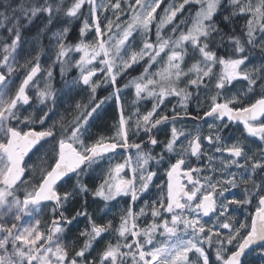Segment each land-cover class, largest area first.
I'll return each mask as SVG.
<instances>
[{"label":"snow or ice","instance_id":"obj_1","mask_svg":"<svg viewBox=\"0 0 264 264\" xmlns=\"http://www.w3.org/2000/svg\"><path fill=\"white\" fill-rule=\"evenodd\" d=\"M0 2V264H264V148L225 134L242 126L264 144V61L251 60L264 54V0ZM218 14L244 24L226 31ZM38 18L45 23L29 48L25 30ZM237 84L246 87L233 91ZM102 86L112 91L98 100ZM123 89L134 92L128 115ZM71 93L75 114L54 119ZM169 98L171 115L161 110ZM109 100L115 131L92 139L89 121ZM143 101L151 107L141 112ZM186 119L197 123L188 129ZM130 133L145 139L130 143ZM118 149L136 151L114 162ZM98 169L89 187L82 178ZM89 196L104 206L89 212ZM123 197L130 203L114 224L110 205ZM77 198L81 207L67 214ZM79 217L87 224L77 242L67 233Z\"/></svg>","mask_w":264,"mask_h":264},{"label":"flooded vegetation","instance_id":"obj_2","mask_svg":"<svg viewBox=\"0 0 264 264\" xmlns=\"http://www.w3.org/2000/svg\"><path fill=\"white\" fill-rule=\"evenodd\" d=\"M187 16H188V13L184 12L183 14H181L177 17V20L185 18ZM216 19H217V22L220 23L221 26L226 31L230 30V28L233 26L237 27V29H239L244 24L243 18L236 20L234 25L224 24L223 21L221 20V17L219 14L217 15ZM251 60L254 64H259V63H261V61H264V54H261L259 51H254L252 53ZM142 67H143V62H141V64H139V65H134L133 69H130L128 74H125L124 76L118 78V84L122 87L123 84L126 83L132 76L139 75V73L142 71ZM154 69H155V67H154ZM245 87H246L245 84H237L235 86V88L233 89V91L241 90ZM111 91H112V89L110 86L109 87H103L102 86L101 88H99L97 90V99L99 100V99H103L106 96H109ZM123 93H124V95L122 96V102L125 104V115H128V114H130V112L135 110V106L132 104V101L134 99V92L132 89H123ZM176 103H177L176 98H169L165 102L166 107L162 106L161 110L168 112V114L171 115V112L169 111V109L171 108V106L173 104H176ZM150 107H151L150 101L141 102V112H143L145 109L150 108ZM189 111L192 112L193 114H195V112H196L195 105H191L189 108ZM202 111H203V108L201 109V112ZM118 118H119V113H118L117 105H116L114 100H109L105 104H103L101 106V116L99 119V123L96 127L97 130H94V133L96 134V138L99 136H106V137L111 136L115 131V127L117 125ZM209 122H211V120H209ZM92 123H96V120L93 121ZM196 123H197V121H193L191 119H186V120L182 121V124L188 129H192ZM177 126L179 127L180 125L178 124ZM205 127H206V125H205ZM169 132H170V126L164 125L156 133L157 138L162 140V141L166 140ZM225 134L229 135L231 138L240 137V138L245 139L246 144L250 148L255 149L257 151V154L259 153V151L262 148H264V144H261V142L257 138L246 137V134H243L242 126H231L229 129L225 130ZM129 139H130V143L141 142L142 140L145 139V136L143 133H141L139 136H134L130 133ZM159 150H160V148L158 147L156 149V151H159ZM128 151H130V154H134L136 150L135 149H119L118 150L119 154L114 157V162H122L123 159L126 157V153ZM106 167H107V162H104L102 164V168H106ZM164 179L165 178L163 177V175L161 173L160 175H158L156 181H154V182H163ZM233 191H235L239 194L241 189H236ZM155 193H156V190L152 189V190H150V193L148 195H146L145 197H142L140 200H138L136 202V204L134 205L135 210H138L143 205V200L147 199L149 195L152 198H155ZM129 203H130L129 197L119 198L118 202H112V205H110V207H112V212L108 218L113 219L114 224L118 223V218H119V215L121 214V210L124 208H127L129 206ZM103 206H101L100 208H102ZM254 210H255L254 204L246 206V207H242L236 211V216L238 219L243 220L248 216L249 213H253ZM145 219L146 218H141V223H144ZM253 258H254V254H253V256L249 257V259H253ZM213 259H214V257H213Z\"/></svg>","mask_w":264,"mask_h":264},{"label":"rangeland","instance_id":"obj_3","mask_svg":"<svg viewBox=\"0 0 264 264\" xmlns=\"http://www.w3.org/2000/svg\"><path fill=\"white\" fill-rule=\"evenodd\" d=\"M165 2L167 3L168 2V0H165ZM4 10V8H3V3L2 2H0V11H3ZM186 13H188V11H185ZM37 20H39L40 21V26H39V28L35 31V33H33V34H29V32H31L30 31V29L32 28V25L34 24H32V25H30L29 27H28V29H26L25 30V37H26V40L29 42L28 43V47L29 48H33L34 46L31 44V42H32V39H33V37H35L37 34H38V32H39V30L43 27V25H44V23H45V21L42 19V18H38ZM34 22H36V21H34ZM41 27V28H40ZM155 30V29H154ZM0 34H5L6 35V33H3V32H0ZM94 37H92V35H91V33L89 34V39H93ZM139 43V40H137V44ZM44 44L45 45H47L48 44V39H47V34L45 35V37H44ZM22 55H23V53H22ZM42 66H44V67H46L47 66V64L50 62V61H48V58L47 57H42ZM154 67H156L155 65H154ZM54 75L56 76V80H55V86L58 88V89H60V88H62L63 87V85H62V82H61V79H60V76H59V68L57 67L55 70H54ZM71 75H75V71H73V73L71 74ZM75 95V93H71L70 94V96L69 97H62L61 98V102H60V105H59V115H56V114H54L53 115V118L54 119H59V116H61L63 113L65 114V113H68V119H70L71 118V116L72 115H74L75 113L72 111V104H71V96H74ZM77 99L78 100H83V98L82 97H77ZM62 107H65V108H67L68 109V111L67 112H65V111H63L62 110ZM100 116H101V108L98 110V113L97 114H94V116H93V118H91L90 119V121H89V125H90V127L88 128V133H87V135L89 136V137H91L92 139H95L96 138V134L94 133V130H97L96 129V127H97V125H98V123H99V119H100ZM96 120V123H92L93 121H95ZM95 134V135H94ZM130 154V151H128L127 153H126V156L127 155H129ZM37 161V157L36 156H32V158H31V161H29L30 163H35ZM99 170V175H100V169H98ZM98 202H100L101 203V205L103 206V202H101V201H99L98 200ZM46 216H48V214H47V210H45V213H44V215L41 217V219H42V222H45V219H46Z\"/></svg>","mask_w":264,"mask_h":264},{"label":"trees","instance_id":"obj_4","mask_svg":"<svg viewBox=\"0 0 264 264\" xmlns=\"http://www.w3.org/2000/svg\"><path fill=\"white\" fill-rule=\"evenodd\" d=\"M40 22L39 20H36V22H34V24L32 25V28L30 29L31 32H29V34H33L35 33V31L39 28V24ZM74 35V34H73ZM67 108L62 107V110L66 111ZM62 116H64L65 118H68V113H63ZM83 181L85 183L88 184L89 187H92L94 183H99V179H100V175H99V170H97V172L95 173H91L89 176L87 177H83L82 178ZM82 204V200L80 198H77L75 201H73L70 205H68V213L69 215H74L76 210H79V208L81 207ZM102 205L100 202H98V200H93L90 196L88 197V210L89 212H95V210H97L98 208H100ZM49 219L48 216H46L45 221H47ZM87 221L85 220L84 217H79L76 221L73 222L70 230L67 233V236L70 240H75L77 242H79L80 237H79V233L80 231H82L85 227H86Z\"/></svg>","mask_w":264,"mask_h":264},{"label":"water","instance_id":"obj_5","mask_svg":"<svg viewBox=\"0 0 264 264\" xmlns=\"http://www.w3.org/2000/svg\"><path fill=\"white\" fill-rule=\"evenodd\" d=\"M119 150V149H118ZM28 158H26V161H27Z\"/></svg>","mask_w":264,"mask_h":264},{"label":"bare ground","instance_id":"obj_6","mask_svg":"<svg viewBox=\"0 0 264 264\" xmlns=\"http://www.w3.org/2000/svg\"><path fill=\"white\" fill-rule=\"evenodd\" d=\"M38 23H40V22H38ZM40 26V25H39ZM41 28V27H40Z\"/></svg>","mask_w":264,"mask_h":264}]
</instances>
